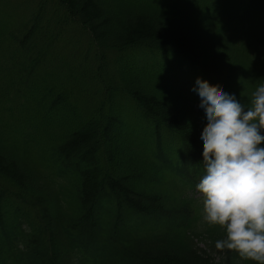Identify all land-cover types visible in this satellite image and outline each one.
<instances>
[{"label":"trees","instance_id":"16d2710c","mask_svg":"<svg viewBox=\"0 0 264 264\" xmlns=\"http://www.w3.org/2000/svg\"><path fill=\"white\" fill-rule=\"evenodd\" d=\"M198 76L250 105L264 0H0V264H257L195 197Z\"/></svg>","mask_w":264,"mask_h":264},{"label":"clouds","instance_id":"9594fccd","mask_svg":"<svg viewBox=\"0 0 264 264\" xmlns=\"http://www.w3.org/2000/svg\"><path fill=\"white\" fill-rule=\"evenodd\" d=\"M192 91L206 125L199 137L204 172L195 184L203 220L224 229L217 248L264 264V83L250 105L199 76Z\"/></svg>","mask_w":264,"mask_h":264},{"label":"rangeland","instance_id":"374dc122","mask_svg":"<svg viewBox=\"0 0 264 264\" xmlns=\"http://www.w3.org/2000/svg\"><path fill=\"white\" fill-rule=\"evenodd\" d=\"M80 39H81V44H82V47H80V50H82V48L86 45L87 41L83 37H80Z\"/></svg>","mask_w":264,"mask_h":264}]
</instances>
